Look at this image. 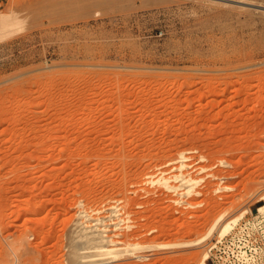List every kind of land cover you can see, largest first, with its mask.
<instances>
[{
  "label": "rangeland",
  "instance_id": "obj_1",
  "mask_svg": "<svg viewBox=\"0 0 264 264\" xmlns=\"http://www.w3.org/2000/svg\"><path fill=\"white\" fill-rule=\"evenodd\" d=\"M4 13L0 264H198L263 202L264 0Z\"/></svg>",
  "mask_w": 264,
  "mask_h": 264
},
{
  "label": "built area",
  "instance_id": "obj_2",
  "mask_svg": "<svg viewBox=\"0 0 264 264\" xmlns=\"http://www.w3.org/2000/svg\"><path fill=\"white\" fill-rule=\"evenodd\" d=\"M209 264H264V210L242 215L207 248Z\"/></svg>",
  "mask_w": 264,
  "mask_h": 264
},
{
  "label": "bare ground",
  "instance_id": "obj_3",
  "mask_svg": "<svg viewBox=\"0 0 264 264\" xmlns=\"http://www.w3.org/2000/svg\"><path fill=\"white\" fill-rule=\"evenodd\" d=\"M9 3H10V0H9ZM6 5H7V4H6ZM8 5H9V4H8ZM10 5H11V4H10ZM6 7H8V6H5V8H6ZM9 9H10V8H9ZM2 10H3V9H2ZM6 10H7V9H6ZM9 11H10V10H9ZM9 11H8V12H9ZM17 14H18V13H17ZM17 14H16V15H17ZM15 17H16V16H15ZM0 20H1L0 24L2 23V26H5L6 23H7L8 21H10V20H13V18H12L9 14H5V13H4V14H1V15H0ZM13 21H14V20H13ZM8 23H9V22H8ZM10 23H11V22H10ZM262 194H263V193H262ZM260 196H261V197H260L259 199H260L261 201H263V202H262L261 204L258 205V209L261 211V210H264V194H263V195H260ZM257 198H258V195H257L256 199H257ZM259 199H257V200H259ZM246 209H247V207H246ZM27 218H28V217H27ZM232 218H233V216H232ZM227 219L229 220V219H231V218H227ZM227 219H226V220H227ZM237 219H239V217H238ZM237 219H236V217H234V218L232 219L233 221H232V220H231V221H232L233 223H235V221H236ZM224 220H225V219H224ZM226 220L224 221V223L226 222ZM231 221H230V222H231ZM232 222H231V223H232ZM224 223L221 224V227L219 226V228L222 229V230L220 231L221 235L219 234L220 236H222L223 234L227 233V232L229 231V229L231 228V226L233 225V223H232L231 225H230V224H227V223H229V222H227L226 225H225ZM222 225H223V228H222ZM228 226H229V227H228ZM220 229H218V233H219V230H220ZM220 236H219V237H220ZM205 255H206V254H205ZM204 257H205V256H204ZM204 257L201 256V257H200L201 259L199 258L200 260H198V261H199L198 264H206V263H205L206 260L204 261V259H205ZM206 259H207V256H206ZM90 261H91V260H90Z\"/></svg>",
  "mask_w": 264,
  "mask_h": 264
}]
</instances>
